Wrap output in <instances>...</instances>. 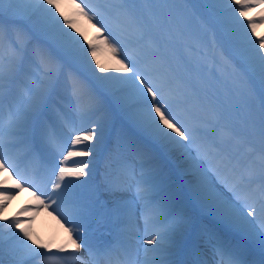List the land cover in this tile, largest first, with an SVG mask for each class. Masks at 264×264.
Here are the masks:
<instances>
[{
	"label": "snow or ice",
	"instance_id": "obj_1",
	"mask_svg": "<svg viewBox=\"0 0 264 264\" xmlns=\"http://www.w3.org/2000/svg\"><path fill=\"white\" fill-rule=\"evenodd\" d=\"M71 2L107 32L119 75L93 65L61 0H0V264H264V15L248 16L264 0ZM24 191L35 203L3 216ZM97 207L107 239L86 235ZM41 211L66 243L34 238Z\"/></svg>",
	"mask_w": 264,
	"mask_h": 264
},
{
	"label": "rangeland",
	"instance_id": "obj_2",
	"mask_svg": "<svg viewBox=\"0 0 264 264\" xmlns=\"http://www.w3.org/2000/svg\"><path fill=\"white\" fill-rule=\"evenodd\" d=\"M260 10L259 12L249 11L248 16L250 18H255L259 20V18L264 15V6H259ZM66 16L69 17V19L73 20L77 27L80 28L82 32L85 33L86 41H90L92 44L97 46L96 50V56L95 59H92L91 55H89V59H92V63L95 66V60H99L100 64L103 65L107 72L104 74L107 75H119L120 73L117 71L119 65L116 63V58L113 57V54L108 49L106 44L104 43V37L107 36V32H100L97 30V27H93L91 23L88 22L86 18L81 17L78 14V10L75 8L74 4L71 2V0H61V9H60ZM180 13L188 18L190 20L191 28L194 33H196L201 39L203 40H210V34L205 32V30L200 26V23L194 16V12L190 8H184L180 7ZM246 23V22H245ZM257 28L259 29V32L256 30V35L253 37V39H259L261 37H264V28L262 27V23H258ZM75 34V33H74ZM85 46H87V43H85ZM219 75V73H218ZM223 75L227 77L230 81L234 82L241 93V97L243 101L247 104V106L250 109H255L258 106V99L257 97L248 92L247 86L243 83V78L239 75V70L233 71L232 67H228L226 70H224ZM70 120H74L76 122V125L79 126V120L74 115H71L69 117ZM107 153L102 154L101 158L99 159L98 167H97V176L99 177L102 175L106 163ZM59 159V154H57V161ZM74 161H69L68 165L71 167L73 166ZM7 177V175H6ZM175 182L177 186H181L184 184L185 178L181 177L179 172L177 171L176 175L174 176ZM6 182L10 183L11 181L7 178L5 179ZM6 187H0V189H3ZM9 188V187H8ZM24 192H21L22 194ZM25 199H30V197H25ZM102 201L108 199V197L102 196ZM20 201L19 199H16L15 197L8 203L12 204L11 207L16 206V204ZM35 203L33 200H30L29 204ZM10 207V209H12ZM23 206H20V209ZM8 208L7 212L10 210ZM16 210V208H14ZM6 212V213H7ZM17 213L13 212L10 214L8 218L15 217ZM30 215H22V219H27ZM46 217L44 218L39 217L37 214L35 216V219L27 225L29 227L30 232L33 234L34 238H39V241H43L45 244H51L53 249L57 245L64 244L68 241V235L67 233L59 234L55 230V225L57 223H62V221H59L58 218L53 215H49L47 212H45ZM53 217V219H52ZM101 221V222H100ZM103 223V224H102ZM87 228V237L89 239H95V238H101V239H107L108 238V230L110 228V225L107 221L106 217V209L97 207L94 211V215L88 220L86 223ZM75 238V237H74ZM235 239H239L238 237H234ZM8 257H5V262L7 264Z\"/></svg>",
	"mask_w": 264,
	"mask_h": 264
},
{
	"label": "bare ground",
	"instance_id": "obj_3",
	"mask_svg": "<svg viewBox=\"0 0 264 264\" xmlns=\"http://www.w3.org/2000/svg\"><path fill=\"white\" fill-rule=\"evenodd\" d=\"M259 10H260V7H259V6H258V7H255V8L252 9V11H254V12H259ZM262 27L264 28V23H262ZM256 30L259 32V29H258V28H256ZM6 175H7L6 173H4V174H0V180H4V184H0V187H9V188H10V187H11L10 183H8V182L5 181V179L7 178ZM11 184H12V183H11ZM25 197H30V199H25ZM15 198H16V199H19V198H20V201H19V202L16 204V206H14V207H11L12 204H9L8 207L5 209L4 213L2 214L3 216H5V217H9L10 214L13 213V212L18 213L19 210H20V206H24V205L29 204V203H30V200H33V201L35 202L34 198H33L32 195H31V193L28 192V191H24V193L17 195ZM10 207H11L12 209H10ZM8 208H9L10 210L7 212ZM14 208H16V210H14ZM6 212H7V213H6ZM29 214H32V213H30V212H29V213H23L22 215L26 216V215H29ZM38 215H39V217H41V218H44V216L46 217L45 212H43V211H41ZM44 219H45V218H44ZM52 219H53V217H52ZM100 222H101V221H100ZM55 230H56L59 234H63V233H65L64 228L61 227V223H57V224L55 225ZM140 236H141V238L145 236V234L143 233V231H141ZM141 243H142V240H141ZM148 247H151V246H148ZM81 254H82V255L84 254V253H83V250H81ZM186 258H187V257H185V259H186Z\"/></svg>",
	"mask_w": 264,
	"mask_h": 264
}]
</instances>
